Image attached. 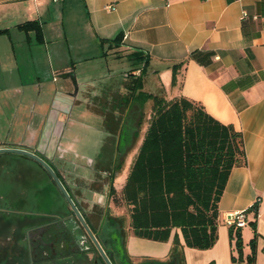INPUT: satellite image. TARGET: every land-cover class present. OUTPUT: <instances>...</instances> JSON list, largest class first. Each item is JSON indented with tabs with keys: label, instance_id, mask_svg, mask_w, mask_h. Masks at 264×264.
I'll use <instances>...</instances> for the list:
<instances>
[{
	"label": "crops",
	"instance_id": "1",
	"mask_svg": "<svg viewBox=\"0 0 264 264\" xmlns=\"http://www.w3.org/2000/svg\"><path fill=\"white\" fill-rule=\"evenodd\" d=\"M25 22L38 23L41 42L20 28ZM0 31V148L57 158L70 198L86 214L95 206L120 217L125 206L116 208L111 194L125 183L114 188L117 158L136 138L138 152L151 115V100L142 102L137 91L197 102L241 132L246 157L219 199L216 241L200 250L185 246L177 228L165 242L130 230L128 255L136 264H264V0H0ZM109 65L128 67L121 81L101 86L95 68ZM136 69L139 88L130 75ZM78 157L89 167H61L77 165ZM28 169L39 180L42 171ZM254 203L256 217L247 211ZM239 211L248 222L241 227L244 261L234 262L224 219ZM252 221L257 239L249 263ZM174 235L183 262L169 258Z\"/></svg>",
	"mask_w": 264,
	"mask_h": 264
},
{
	"label": "trees",
	"instance_id": "2",
	"mask_svg": "<svg viewBox=\"0 0 264 264\" xmlns=\"http://www.w3.org/2000/svg\"><path fill=\"white\" fill-rule=\"evenodd\" d=\"M20 28L34 30L36 39L42 41L37 22H25ZM113 42H119V37ZM175 73L173 67L172 84ZM133 81L139 88V76ZM137 95L142 96V102L151 100V115L122 189L119 194L111 189L114 201L127 208L128 227L134 236L165 242L170 231L177 228L185 246L208 249L216 241L217 206L229 173L232 168L246 164L242 134L231 125L218 122L199 103L183 96L165 100L140 91ZM0 156L34 162L56 187L35 161L17 154ZM257 209L254 203L247 211L256 217ZM250 226L254 233L249 241L251 252L245 261L253 263L257 239L255 221ZM228 236L237 251V257L231 256V260L244 261L241 228L228 226ZM169 258L183 262V246L177 235L173 237Z\"/></svg>",
	"mask_w": 264,
	"mask_h": 264
},
{
	"label": "flooded vegetation",
	"instance_id": "3",
	"mask_svg": "<svg viewBox=\"0 0 264 264\" xmlns=\"http://www.w3.org/2000/svg\"><path fill=\"white\" fill-rule=\"evenodd\" d=\"M0 186V264H107L66 201L61 208L50 201L48 210L40 209L35 170L0 167ZM73 203L111 264H136L121 217L95 206L86 214L81 203Z\"/></svg>",
	"mask_w": 264,
	"mask_h": 264
},
{
	"label": "rangeland",
	"instance_id": "4",
	"mask_svg": "<svg viewBox=\"0 0 264 264\" xmlns=\"http://www.w3.org/2000/svg\"><path fill=\"white\" fill-rule=\"evenodd\" d=\"M96 65L98 66V64L96 63ZM105 66V65H104ZM123 68L128 67L127 65L122 66ZM122 67H114V66H110L109 68L110 70L107 71V69L105 67L101 68V67H97L95 68V74H97V79H96V83L100 84L101 86H107V85H111L112 83H116L118 81L122 80ZM116 68V69H115ZM91 72V71H89ZM125 77V76H124ZM13 104V101H12ZM3 113L5 116H8L10 113V109L9 108H5L3 109ZM146 125V123H145ZM144 125V126H145ZM142 127V125H141ZM134 142V141H133ZM132 142V144H133ZM140 139L136 138V142L125 152V154H120L118 155V163L122 164L116 169V173L113 177V184H114V188L116 190H119L121 188V186L123 185V183L126 180L127 174L129 172V169L132 165V162L136 156L137 153V146L139 145ZM50 165L51 168L54 169L55 171L57 170L56 167L57 165H59V161L57 158H55L54 161H47ZM75 163L77 165H72L70 163H62L61 167H64V170H70L72 167H89L88 166V159L87 158H81L78 157L75 160ZM0 167H37L35 165L34 162L30 161V160H24V161H16V160H11L9 157L6 156H0ZM89 169V168H88ZM59 180L62 183L63 187L65 188V190L67 191L68 195L69 193V189L67 188V185L65 183V181H63L62 177L59 175ZM1 187V186H0ZM5 188V187H3ZM38 199H39V203H40V209L41 210H48L49 209V203L48 202H53V206L52 207H64L65 206V199L63 198V196L61 195L60 191L54 187L50 181L48 180V178L46 177V175L43 172H40L39 174V180H38ZM2 191H7V189H4ZM70 196V195H69ZM44 202V203H43ZM114 202V206L117 208L123 206L121 204H119L118 202ZM52 205V204H51ZM122 216L121 217V222H123V226L124 227H128V211L127 208H122Z\"/></svg>",
	"mask_w": 264,
	"mask_h": 264
},
{
	"label": "water",
	"instance_id": "5",
	"mask_svg": "<svg viewBox=\"0 0 264 264\" xmlns=\"http://www.w3.org/2000/svg\"><path fill=\"white\" fill-rule=\"evenodd\" d=\"M4 153H8V154H17V155H21L24 156L26 158H29L33 161H35L36 163H38L50 176V178L52 179L53 183L56 185V187L58 188V190L60 191V193L62 194V196L64 197L65 201L68 204V207L73 211V213L76 215V217L78 218V220L80 221V223L82 224V226L87 230V232L89 233L90 238L92 239V241L94 242V244L97 246V248L99 249L101 255L103 256L104 260L106 261L107 264H111L109 262V260L107 259V257L104 255V253L102 252V250L100 249L99 245L97 244L95 238L93 237V235L91 234V232L89 231L86 223L84 222L83 218L81 217L80 213L78 212V209L76 208L75 204L73 203L72 199L70 198V196L68 195L67 191L65 190V188L63 187L62 183L60 182L57 174L54 172V170L46 163V161H44L40 156H38L36 153H33L31 151H27V150H23V149H19V148H0V154H4Z\"/></svg>",
	"mask_w": 264,
	"mask_h": 264
},
{
	"label": "built area",
	"instance_id": "6",
	"mask_svg": "<svg viewBox=\"0 0 264 264\" xmlns=\"http://www.w3.org/2000/svg\"><path fill=\"white\" fill-rule=\"evenodd\" d=\"M105 8L109 10L111 9V6L108 5ZM140 73H141L140 70L136 69L132 71L130 75L133 77H138ZM224 224L227 226H236L239 228L244 227L247 224L246 211H239L227 215L224 219Z\"/></svg>",
	"mask_w": 264,
	"mask_h": 264
}]
</instances>
